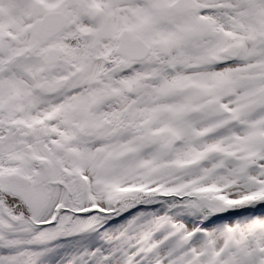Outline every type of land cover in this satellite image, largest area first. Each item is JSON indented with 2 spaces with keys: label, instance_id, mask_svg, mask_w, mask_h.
Here are the masks:
<instances>
[{
  "label": "snow or ice",
  "instance_id": "snow-or-ice-1",
  "mask_svg": "<svg viewBox=\"0 0 264 264\" xmlns=\"http://www.w3.org/2000/svg\"><path fill=\"white\" fill-rule=\"evenodd\" d=\"M0 264H264V0H0Z\"/></svg>",
  "mask_w": 264,
  "mask_h": 264
}]
</instances>
